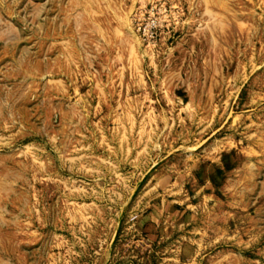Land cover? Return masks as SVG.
Masks as SVG:
<instances>
[{
    "label": "rangeland",
    "instance_id": "374dc122",
    "mask_svg": "<svg viewBox=\"0 0 264 264\" xmlns=\"http://www.w3.org/2000/svg\"><path fill=\"white\" fill-rule=\"evenodd\" d=\"M0 264H264V0H0Z\"/></svg>",
    "mask_w": 264,
    "mask_h": 264
},
{
    "label": "built area",
    "instance_id": "2783aa9c",
    "mask_svg": "<svg viewBox=\"0 0 264 264\" xmlns=\"http://www.w3.org/2000/svg\"><path fill=\"white\" fill-rule=\"evenodd\" d=\"M157 28H158V25H157L156 21H152L151 24L146 25V27H144V32L145 33L148 32V34H151L153 37L155 32H157Z\"/></svg>",
    "mask_w": 264,
    "mask_h": 264
},
{
    "label": "bare ground",
    "instance_id": "6f19581e",
    "mask_svg": "<svg viewBox=\"0 0 264 264\" xmlns=\"http://www.w3.org/2000/svg\"><path fill=\"white\" fill-rule=\"evenodd\" d=\"M134 50V49H133Z\"/></svg>",
    "mask_w": 264,
    "mask_h": 264
}]
</instances>
